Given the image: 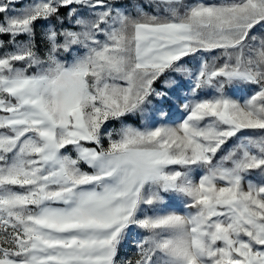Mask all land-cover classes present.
<instances>
[{
    "label": "snow or ice",
    "instance_id": "6c2138e0",
    "mask_svg": "<svg viewBox=\"0 0 264 264\" xmlns=\"http://www.w3.org/2000/svg\"><path fill=\"white\" fill-rule=\"evenodd\" d=\"M145 2L0 0V264H264V0Z\"/></svg>",
    "mask_w": 264,
    "mask_h": 264
},
{
    "label": "rangeland",
    "instance_id": "374dc122",
    "mask_svg": "<svg viewBox=\"0 0 264 264\" xmlns=\"http://www.w3.org/2000/svg\"><path fill=\"white\" fill-rule=\"evenodd\" d=\"M190 2V0H189ZM133 4H140L144 6V11L146 12H153V8L149 7L146 3L140 2V1H129L128 3L121 5V7H127L130 10L132 9V5ZM67 9H62L61 10V14H66ZM53 23H55L53 21ZM45 22H40L37 24V28H36V44H37V48L38 50L43 53L46 49V43L45 41L42 39V33L45 29ZM59 27V25H57ZM65 26H68V22L65 21ZM256 31V30H254ZM260 35H264V32H260ZM0 39H3L5 41H7L8 37H0ZM3 51V50H0ZM66 59H71L70 56L66 57ZM192 65H189V67H191ZM166 79H171L174 80L175 83L172 84L171 86H166L165 84V80ZM188 80L182 76L179 73H175V72H170V73H166L165 76L161 77V80H158L155 82L154 87L161 92L166 93V95L162 98H152V103L153 106L155 108H164L166 110H168L169 112H171L173 109L176 108L177 104L182 102L183 97L180 96V92L183 91H187L188 89ZM157 119L155 112L150 108L149 111L144 115V116H140V115H136V116H128L125 118V123L133 126V127H143L146 124L151 125L155 122V120ZM119 122H111L109 125V130L113 129V128H119ZM233 143V141H229L228 145H225V147H229L231 144ZM73 156L75 155V153H71ZM219 155V154H218ZM82 167L84 168V170L88 171L89 169L87 168L86 165H82ZM166 200H169L170 198L168 196L165 197ZM173 207L179 208L178 205L173 204ZM143 233L138 230V229H133L131 231V234L129 236V238L122 244L119 255H118V261L119 264H127L128 261H132L133 264H135V260L137 259V256L135 255L137 249L135 247V245L133 244V240L138 239L140 236H142Z\"/></svg>",
    "mask_w": 264,
    "mask_h": 264
},
{
    "label": "crops",
    "instance_id": "0c3cea01",
    "mask_svg": "<svg viewBox=\"0 0 264 264\" xmlns=\"http://www.w3.org/2000/svg\"><path fill=\"white\" fill-rule=\"evenodd\" d=\"M129 1H130V2H131V1H140V2L146 3L145 0H119V2H123V4H121V5H124V4L128 3ZM121 5H120V6H121Z\"/></svg>",
    "mask_w": 264,
    "mask_h": 264
},
{
    "label": "trees",
    "instance_id": "16d2710c",
    "mask_svg": "<svg viewBox=\"0 0 264 264\" xmlns=\"http://www.w3.org/2000/svg\"><path fill=\"white\" fill-rule=\"evenodd\" d=\"M121 4H123V2H119V5H121ZM159 80H161V78H160ZM157 81H158V80H157Z\"/></svg>",
    "mask_w": 264,
    "mask_h": 264
}]
</instances>
